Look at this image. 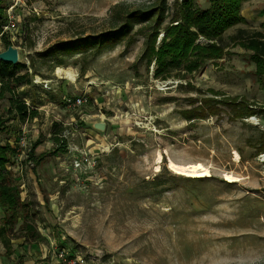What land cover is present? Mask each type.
Instances as JSON below:
<instances>
[{
	"label": "rangeland",
	"instance_id": "1",
	"mask_svg": "<svg viewBox=\"0 0 264 264\" xmlns=\"http://www.w3.org/2000/svg\"><path fill=\"white\" fill-rule=\"evenodd\" d=\"M0 1L3 31L27 68L21 74L32 78L31 87L17 89L36 100L25 102L61 107L64 81L72 100L84 92L87 100L67 112L75 123L62 124L58 145L54 115L38 106L35 118L0 130V143L13 141L17 149L12 166L18 162L21 176L13 182H25L29 203L9 232L14 253L7 256L0 243V264H264V76L256 75L246 46L251 34L264 32V0L242 4L243 21L224 33L220 57L200 59L192 72L185 60L160 77L156 60L143 59L140 28L151 21L135 22L112 50L54 47L118 27L128 12L161 0ZM166 1L163 28L176 0ZM7 97L0 113L12 120ZM240 107L255 113L238 117ZM98 122L104 131L94 128ZM39 136L35 156H46L37 164L29 153ZM63 143L67 151L52 154ZM71 144L98 156L96 165L74 170ZM28 218L44 238L38 243L20 229Z\"/></svg>",
	"mask_w": 264,
	"mask_h": 264
},
{
	"label": "trees",
	"instance_id": "2",
	"mask_svg": "<svg viewBox=\"0 0 264 264\" xmlns=\"http://www.w3.org/2000/svg\"><path fill=\"white\" fill-rule=\"evenodd\" d=\"M207 1L209 6L201 8L197 6L195 0H176L170 21L163 28L162 25L167 13V1L161 0L158 5L150 10L138 9L128 12L124 16L123 23L118 27L102 32L97 36L88 35L74 41L62 42L60 45L55 46L54 49L70 52L69 49L87 51L94 47L96 53L112 50L130 36L135 22L147 23L151 21L148 27L140 28V33L146 36L143 59H148L149 62L153 59L156 60L157 71L155 76L160 77L164 72L172 71L177 67L180 68L179 66L185 60H187L184 63L185 70L192 72L198 66L200 59L220 57L222 47L219 43L229 28L242 23V4L248 0ZM5 10V6L0 1V35L4 42V48L7 49L11 45V42L3 31L7 23ZM161 32H163V38L157 45V38ZM239 33L243 34L242 31H239ZM240 36L238 34V37ZM199 37L207 40L208 44H196ZM246 46L254 52L252 59L256 65V75L260 77L264 76V32L257 31L251 34L247 39ZM26 69V66L21 63L12 65L0 61V96L9 97V113L14 114L20 121L33 119L38 115L37 110L34 109L35 106H29L25 102V99H27L26 94L24 92L21 94L17 92L19 87L31 84V75L28 72L21 74ZM162 77L166 78V75ZM205 102L207 103V101ZM240 109L241 112H239L238 117H246L255 113L254 110H248V108L240 107ZM64 130L65 127L62 124L57 122L52 124L51 135L56 145L60 144ZM40 143L41 141H37L32 145L31 152L29 153L31 158L37 163L46 156L45 153L38 156L34 154V149ZM66 151V146L63 143L59 147L56 146L52 154L55 155ZM261 151H264V149ZM14 152L8 144L0 146V208L4 213L0 227V236L3 239L5 247L10 252L12 251V244L5 235L13 229L21 211H23V207L19 201L18 189L6 184V165L10 161L11 154ZM22 227L31 236L37 238L34 227L26 222L23 223Z\"/></svg>",
	"mask_w": 264,
	"mask_h": 264
},
{
	"label": "crops",
	"instance_id": "3",
	"mask_svg": "<svg viewBox=\"0 0 264 264\" xmlns=\"http://www.w3.org/2000/svg\"><path fill=\"white\" fill-rule=\"evenodd\" d=\"M58 79H61L62 80V78H60L59 76H58V78H56V79H53L52 81L54 82V84L52 85V90L55 88V87H57L58 85H59V80ZM66 80H70V79H68V78H65ZM47 81V80H46ZM71 81H73V80H71ZM62 84H61V86L60 87H62V98L61 99H63V98H65V97H70V94H69V92H68V90H67V87H66V85L68 84V81L67 82H61ZM28 86H32L31 84L30 85H25V86H22V89L24 88V87H28ZM35 87H39V85H35ZM54 87V88H53ZM51 91V90H50ZM49 91V92H50ZM25 94H26V96H27V100H30L31 102H33V104L36 102V100L34 99V97H33V95L32 94H30V93H28V92H24ZM48 93V92H47ZM47 93H45V92H43V90H42V93H41V95L43 96V97H45L46 96V94ZM82 96H86V92H84L83 94H82ZM5 97V96H4ZM4 97H1L0 96V98H4ZM8 98V97H7ZM71 98V97H70ZM50 104V106L51 107H49L48 108V106L47 105H44V104H38V105H34V106H38L39 108L38 109H42V110H44L45 111V113H46V115H50V114H53L54 116V120H52V122H50V124L52 125L54 122H57V123H59V124H63V125H66V124H74L75 123V121H74V119H73V117H69V116H66V114H67V112L69 113L71 110H76V108H78V107H72V106H69V105H67V104H65V103H62L61 104V107H58V105H56V104H52V103H49ZM52 105H54V106H52ZM84 105V104H83ZM8 109H9V106L6 108V110H7V112H8ZM16 117V116H15ZM5 119V120H4ZM0 120H1V122H0V130H2L3 129V127L5 128V126L4 125H7V129H8V125L10 124V123H12L13 122V120H16V122L17 121H19V119L16 117V118H13L12 120H10V119H6V117H4L3 115H1V113H0ZM24 123H26L25 121H21V123H19L20 124V126H21V124L23 125ZM96 124V123H95ZM6 129V130H7ZM20 131V130H19ZM19 131H18V133H19ZM17 133V134H18ZM16 134V135H17ZM43 136H39L36 140H35V142L32 144V145H34L37 141H41V143L39 144V145H37V147L34 149V154H35V150L43 143ZM6 144H8V145H10V147L15 151L13 154H11V156H10V161L7 163V165H6V184L7 185H9V186H11V187H14V188H16V189H18V192H19V201H20V204H21V206L23 207L22 209H23V211H21V212H24V210H26L27 208L29 209V203H27V202H24L25 200H26V196H27V186H26V184H25V182H23V181H21V182H19V183H14L13 182V180L15 179H18L19 178V176H21V174L20 173H18V167H16L17 165H18V162L16 161L15 162V166H12L13 165V163H14V161L15 160H17L18 159V156H17V154H16V147L14 146L15 144H14V142L13 141H9L8 143H6ZM6 144H2V143H0V146H5ZM16 144H17V142H16ZM31 149H32V146H31ZM40 154H42V153H40ZM40 154H38V155H40ZM56 155V154H55ZM16 156V159H14V157ZM70 156V155H69ZM29 157L31 158V155H29ZM32 159V158H31ZM44 159V158H43ZM43 159H41V161L43 160ZM34 160V159H33ZM35 161V160H34ZM41 161H39V163L41 162ZM37 163V162H36ZM39 163H37V164H39ZM16 169H15V168ZM22 180V179H21ZM0 214L2 215L1 216V221H0V227H1V225H2V219H3V217H4V213H3V211L1 210V208H0ZM20 220V215H19V218H18V220H17V222ZM17 222L15 223V225L17 224ZM24 222H26L27 224H29V225H31L32 227H34V230H35V232H36V234H37V238H35V237H33V236H31V234L30 233H28L27 231H26V229L25 228H23L22 227V225L20 226V229H22V231H23V233L26 235V236H28V238H31L33 241H35L36 243H38L40 240H43L44 238H43V236L40 234V232H38V230H37V228H36V226L34 225V223L31 221V220H29V218L28 219H24V220H22V223H24ZM15 225H14V227H13V229L12 230H10V231H8L7 233H6V237L7 238H9V240L11 241V244H12V251L10 252V251H8L7 250V248L5 247V245H4V243H3V239H2V237L0 236V243L2 244V246H3V248L5 249V254L7 255V256H10L11 254H13L14 253V249H13V240L10 238V236H9V232H12L13 230H14V228H15ZM9 264H14V263H9ZM20 264H24L23 262L22 263H20Z\"/></svg>",
	"mask_w": 264,
	"mask_h": 264
},
{
	"label": "built area",
	"instance_id": "4",
	"mask_svg": "<svg viewBox=\"0 0 264 264\" xmlns=\"http://www.w3.org/2000/svg\"><path fill=\"white\" fill-rule=\"evenodd\" d=\"M36 82L37 81H35L34 83ZM51 82L52 81L43 80V82L41 83L43 84L42 86L44 88L48 89L50 88L49 84ZM64 101L69 106L78 107V106L85 104L87 100L85 96H80V97H77L75 100H72L70 97H65ZM68 135H69V132L68 134H65L64 137L67 139ZM20 144L24 145V138H20ZM68 154H70L72 157V166L74 170L87 171V170L92 169L97 163L98 156L94 155L92 152L88 151L86 148L84 149L80 148L79 146H76L75 144H71L68 146ZM59 256L60 258H63L64 254L61 253ZM70 264H76V263L71 262Z\"/></svg>",
	"mask_w": 264,
	"mask_h": 264
},
{
	"label": "water",
	"instance_id": "5",
	"mask_svg": "<svg viewBox=\"0 0 264 264\" xmlns=\"http://www.w3.org/2000/svg\"><path fill=\"white\" fill-rule=\"evenodd\" d=\"M0 61L6 62L12 65L20 63L18 49L14 46H8L7 49L0 52ZM94 128L100 131H104L106 128L105 123L98 122L94 125Z\"/></svg>",
	"mask_w": 264,
	"mask_h": 264
}]
</instances>
